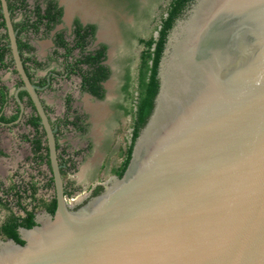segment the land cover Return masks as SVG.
<instances>
[{"label": "water", "instance_id": "obj_1", "mask_svg": "<svg viewBox=\"0 0 264 264\" xmlns=\"http://www.w3.org/2000/svg\"><path fill=\"white\" fill-rule=\"evenodd\" d=\"M2 11L56 209L0 240V264H264V0L186 1L145 69L126 167L74 199Z\"/></svg>", "mask_w": 264, "mask_h": 264}, {"label": "flooded vegetation", "instance_id": "obj_2", "mask_svg": "<svg viewBox=\"0 0 264 264\" xmlns=\"http://www.w3.org/2000/svg\"><path fill=\"white\" fill-rule=\"evenodd\" d=\"M2 1L0 0V52L3 53L0 59V240L10 236L9 229L18 233L20 228L37 224V218L42 212L52 215L56 209L45 133L12 58ZM4 2L15 32L22 67L28 80L34 85L54 129L62 178L64 172H74L78 154L83 155L94 144L89 136L93 124L89 111L92 102L103 101V105H106V116L100 117L98 122L104 120L107 128L97 134L98 147L107 146L112 126L116 127V122L122 115L129 116L127 151L135 128L140 81L151 61L148 59L147 65L144 63L147 50L145 41L157 39L168 7L163 16H159L157 36L137 38L143 44V48L137 53L130 48L137 34L132 30V22L124 21L125 26L117 22L121 19V9L115 8H119L121 0ZM126 2L122 10L132 13L134 0ZM140 3L141 8L147 5L145 1ZM156 17L157 15L154 16ZM153 46L152 44L149 50H153ZM47 91L55 94V107L45 100L42 93ZM32 117L38 118V125L30 122ZM25 125L28 130L24 128ZM11 129L16 135V141L9 139ZM68 132L78 133L85 138V143L82 141L72 149L68 140L60 142V135L67 136ZM39 139L43 147L37 150L34 141ZM25 142L32 154L29 162H26V150L21 152L19 149ZM95 157L96 155L91 160H95ZM41 164H45V168L42 169ZM33 167L35 172L31 171ZM96 168L97 165L93 163L84 172L87 179L93 176ZM115 174L118 175V170ZM73 182L74 180L69 179L67 188L63 180L67 198L73 194L75 196L72 199L77 196L75 191L78 187ZM53 205L54 210L51 211Z\"/></svg>", "mask_w": 264, "mask_h": 264}, {"label": "rangeland", "instance_id": "obj_3", "mask_svg": "<svg viewBox=\"0 0 264 264\" xmlns=\"http://www.w3.org/2000/svg\"><path fill=\"white\" fill-rule=\"evenodd\" d=\"M140 1H145V3L147 4L145 8H141L142 3H140ZM169 2L170 0H134V7L132 8L133 12L131 13L128 12L126 9L125 11L124 9L122 10V7H124L127 2L126 0H121L119 8H115V10L121 9V19L117 20V22L119 24L121 23L122 26H125L124 21L132 22V30L133 32L137 33L135 35L136 37L132 40L133 45L130 47L131 50H135L138 53L143 48V44L139 43L138 39H140V37L146 38L156 34L157 27L160 24L159 16L162 17L163 14L166 12V8L168 7ZM136 15H138L137 18ZM156 15L157 17L154 18V16ZM122 26L120 25L119 27L122 30H126V28ZM42 94L44 95L45 100L48 101V103H50L52 107H55V94L51 91H47L46 93ZM53 97L55 98V100ZM54 117L55 114L52 115V118ZM116 124L117 125L115 128H113L112 126L110 136L107 138H110V140H108L109 142L107 146H97L96 150L95 147H93L94 144L91 145L92 147L89 148V150L86 151L83 155L78 154V159L75 164L74 172L69 171L63 173V180L66 183L67 188H69V179L74 180V185L78 187L75 191L76 195H79L84 192L89 193L90 187L95 182H102L106 180L109 176L115 174L123 164L125 160L127 137H129L130 131L129 116L122 115L120 119L116 122ZM24 128L27 129L28 126L25 125ZM97 128H99L100 130L99 134H101L102 131L107 128V125L105 124L104 120L98 122ZM9 139L16 141V135L14 134V131L12 129L9 131ZM60 140V142L68 140L71 144L72 149L80 145V142L82 141L85 143L84 137L80 136L78 133L73 132H68L67 136L60 135ZM11 146L12 144L10 145V149H12ZM19 149L21 152L26 150V162H29V160L31 159L30 157H32V154L28 150V143L25 142L24 144H21L19 146ZM95 155L96 157L94 159L96 161H99L100 159V163L99 165H97V168L95 169L96 171L93 176H90V178L87 179V176H85V173L83 172L86 171L85 168L89 165V163H91V159H93L92 156L94 157ZM41 168H45V164H41ZM31 171L35 172V168H31ZM69 196L74 197L75 195L73 194Z\"/></svg>", "mask_w": 264, "mask_h": 264}, {"label": "trees", "instance_id": "obj_4", "mask_svg": "<svg viewBox=\"0 0 264 264\" xmlns=\"http://www.w3.org/2000/svg\"><path fill=\"white\" fill-rule=\"evenodd\" d=\"M186 1L187 0H170L169 6L167 8V16L162 19L161 28L159 30V34H158L157 39L150 38V39L145 41V45L147 46V50H146L145 57H144V63L146 65H147V60L148 59L152 60L153 56L155 55V53L157 52V50L159 49V47L161 46V44L165 40L169 30L173 26L176 18L179 16V14H180L183 6L185 5ZM152 44L154 45L153 46V50H149V48L151 47ZM2 55H3V53L0 52V59H2ZM142 76H143L142 80L140 81V93H141V88H142L144 75H142ZM140 93H139V99H138V104H137V109H136L135 128H134V130L132 132V142L129 145L127 151H126L125 160H124L123 164L121 165L120 169L118 170V175H121V173L123 172L124 168L126 167L127 161H128V159L130 157L131 146H132V143H133V141H134V139L136 137V134H137V128H138V122H139ZM30 122L33 125H38V118L37 117H32V118H30ZM34 142H36V149L37 150L41 149L43 147V146H41L40 139L39 140H35ZM44 148L46 149V146H44ZM51 209H52L51 211L54 210V205H53V207ZM31 224H32V222H31ZM14 234H16L14 232V230L13 229H9V235L11 236V235H14Z\"/></svg>", "mask_w": 264, "mask_h": 264}, {"label": "crops", "instance_id": "obj_5", "mask_svg": "<svg viewBox=\"0 0 264 264\" xmlns=\"http://www.w3.org/2000/svg\"><path fill=\"white\" fill-rule=\"evenodd\" d=\"M105 106L106 105H103V101H101V102H97L96 101V102H92L90 110H89L90 114L92 116V121H93L91 130L89 132V136H91L92 139L94 140V145L95 146H93V147H95L96 150H97V146H98L96 137H97V134H99V131H100L99 128H97L96 124H98L97 122H98L99 118L106 114V107ZM93 163L96 164V165H99L100 159H99V161H95V160L91 161V163H89V165L85 169L87 170V168H89V166L93 165Z\"/></svg>", "mask_w": 264, "mask_h": 264}]
</instances>
